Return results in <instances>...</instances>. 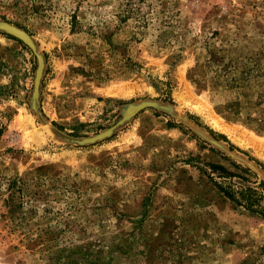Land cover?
<instances>
[{"label":"rangeland","instance_id":"374dc122","mask_svg":"<svg viewBox=\"0 0 264 264\" xmlns=\"http://www.w3.org/2000/svg\"><path fill=\"white\" fill-rule=\"evenodd\" d=\"M12 81L0 264H264L188 161L264 180V0H0Z\"/></svg>","mask_w":264,"mask_h":264},{"label":"trees","instance_id":"16d2710c","mask_svg":"<svg viewBox=\"0 0 264 264\" xmlns=\"http://www.w3.org/2000/svg\"><path fill=\"white\" fill-rule=\"evenodd\" d=\"M13 87V81L0 86V95H11ZM1 132L2 130L0 134ZM188 161H194L200 173L205 175L223 196L238 207L264 219V180H259L254 171L236 163L233 165L237 170H232L220 163L202 161L195 157Z\"/></svg>","mask_w":264,"mask_h":264}]
</instances>
